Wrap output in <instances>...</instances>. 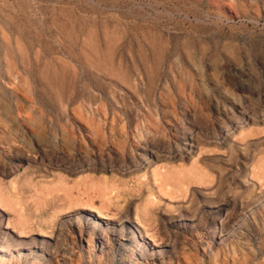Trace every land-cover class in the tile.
Segmentation results:
<instances>
[{"label":"rangeland","instance_id":"1","mask_svg":"<svg viewBox=\"0 0 264 264\" xmlns=\"http://www.w3.org/2000/svg\"><path fill=\"white\" fill-rule=\"evenodd\" d=\"M0 191V264H264V0H0Z\"/></svg>","mask_w":264,"mask_h":264},{"label":"bare ground","instance_id":"2","mask_svg":"<svg viewBox=\"0 0 264 264\" xmlns=\"http://www.w3.org/2000/svg\"><path fill=\"white\" fill-rule=\"evenodd\" d=\"M147 154H145L144 155V160L146 161V160H148L147 159ZM147 162V161H146ZM104 187H106V186H104ZM0 193H2V191H0ZM3 195L2 194H0V198L2 199L3 197H2ZM112 200V199H111ZM114 200V199H113ZM84 208V207H83ZM84 209H86V210H91V211H93L94 209L92 208V207H85ZM110 209V208H109ZM120 209V208H119ZM102 218H106L107 220L110 218V217H106V216H104V215H100ZM100 225V224H99ZM103 232V231H102ZM104 234H106V233H104ZM132 239H133V237H132ZM131 239V242H133V240ZM137 244V243H136ZM136 244H135V246H136ZM8 246H9V244H8ZM138 247H139V245H137ZM143 247V246H142ZM146 247V246H145ZM5 251V249L3 248V247H0V252H4Z\"/></svg>","mask_w":264,"mask_h":264}]
</instances>
